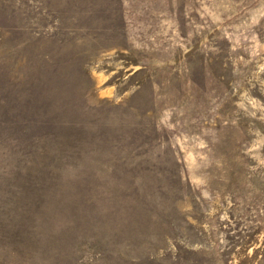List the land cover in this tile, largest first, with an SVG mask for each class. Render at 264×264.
Listing matches in <instances>:
<instances>
[{"label": "rangeland", "instance_id": "1", "mask_svg": "<svg viewBox=\"0 0 264 264\" xmlns=\"http://www.w3.org/2000/svg\"><path fill=\"white\" fill-rule=\"evenodd\" d=\"M0 264H264V0H0Z\"/></svg>", "mask_w": 264, "mask_h": 264}, {"label": "trees", "instance_id": "2", "mask_svg": "<svg viewBox=\"0 0 264 264\" xmlns=\"http://www.w3.org/2000/svg\"><path fill=\"white\" fill-rule=\"evenodd\" d=\"M15 140H17V139H15ZM24 144H26V143H24Z\"/></svg>", "mask_w": 264, "mask_h": 264}]
</instances>
